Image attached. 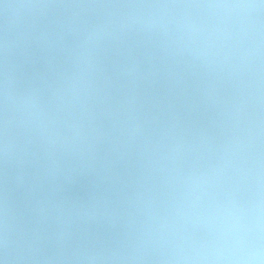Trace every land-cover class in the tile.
Instances as JSON below:
<instances>
[{"label": "water", "instance_id": "water-1", "mask_svg": "<svg viewBox=\"0 0 264 264\" xmlns=\"http://www.w3.org/2000/svg\"><path fill=\"white\" fill-rule=\"evenodd\" d=\"M3 264H264V0H0Z\"/></svg>", "mask_w": 264, "mask_h": 264}, {"label": "clouds", "instance_id": "clouds-1", "mask_svg": "<svg viewBox=\"0 0 264 264\" xmlns=\"http://www.w3.org/2000/svg\"><path fill=\"white\" fill-rule=\"evenodd\" d=\"M0 264H3V260L2 259H0Z\"/></svg>", "mask_w": 264, "mask_h": 264}]
</instances>
